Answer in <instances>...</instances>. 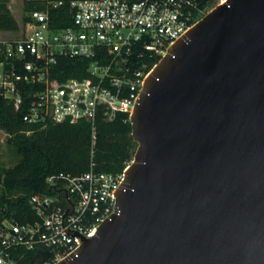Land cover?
<instances>
[{
	"label": "water",
	"instance_id": "water-1",
	"mask_svg": "<svg viewBox=\"0 0 264 264\" xmlns=\"http://www.w3.org/2000/svg\"><path fill=\"white\" fill-rule=\"evenodd\" d=\"M130 121L115 212L58 264H264V0L208 12Z\"/></svg>",
	"mask_w": 264,
	"mask_h": 264
},
{
	"label": "built area",
	"instance_id": "built-area-1",
	"mask_svg": "<svg viewBox=\"0 0 264 264\" xmlns=\"http://www.w3.org/2000/svg\"><path fill=\"white\" fill-rule=\"evenodd\" d=\"M19 38L0 39V94L16 109L30 97L31 124L109 121L133 113L147 77L169 48L208 12L197 0H41ZM68 5L72 24L55 27L50 11ZM88 61L85 76L56 77L61 59ZM156 60V61H155ZM131 122V121H130ZM29 133V132H28ZM120 173L91 169L47 181L55 194L33 195L36 219L0 221V264H58L92 237L116 207Z\"/></svg>",
	"mask_w": 264,
	"mask_h": 264
},
{
	"label": "trees",
	"instance_id": "trees-1",
	"mask_svg": "<svg viewBox=\"0 0 264 264\" xmlns=\"http://www.w3.org/2000/svg\"><path fill=\"white\" fill-rule=\"evenodd\" d=\"M10 1L0 0V32H16L20 28L9 7ZM197 1L201 7L214 5V0ZM43 8L41 0H24V23L29 20V12ZM50 15L55 27L72 24L66 4L51 10ZM87 68L86 60L64 58L56 67V77L60 80L81 78ZM29 97L27 89L23 92L24 103L16 109L0 94V130L10 135L7 143L17 156L13 165L0 166V221L4 218H15L21 223L35 220L30 199L33 195L55 194L47 181L50 176L79 175L89 171L92 164L96 171L120 173L133 160L137 148L126 113H119L112 121L99 115L94 132L91 123L85 120L31 124L24 120Z\"/></svg>",
	"mask_w": 264,
	"mask_h": 264
},
{
	"label": "rangeland",
	"instance_id": "rangeland-1",
	"mask_svg": "<svg viewBox=\"0 0 264 264\" xmlns=\"http://www.w3.org/2000/svg\"><path fill=\"white\" fill-rule=\"evenodd\" d=\"M11 11L15 18L19 23V30L16 32H0V39L1 38H19L22 33V25L24 23V0H12L11 3ZM10 135L4 131L0 130V166L9 167L13 165L16 160L17 156L13 152L12 148L8 145L7 141ZM1 191V185H0Z\"/></svg>",
	"mask_w": 264,
	"mask_h": 264
},
{
	"label": "crops",
	"instance_id": "crops-1",
	"mask_svg": "<svg viewBox=\"0 0 264 264\" xmlns=\"http://www.w3.org/2000/svg\"><path fill=\"white\" fill-rule=\"evenodd\" d=\"M11 3H12V0H11L10 3H9V7H10V9H12V8H11Z\"/></svg>",
	"mask_w": 264,
	"mask_h": 264
},
{
	"label": "bare ground",
	"instance_id": "bare-ground-1",
	"mask_svg": "<svg viewBox=\"0 0 264 264\" xmlns=\"http://www.w3.org/2000/svg\"><path fill=\"white\" fill-rule=\"evenodd\" d=\"M129 168V167H128Z\"/></svg>",
	"mask_w": 264,
	"mask_h": 264
}]
</instances>
